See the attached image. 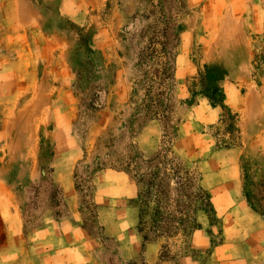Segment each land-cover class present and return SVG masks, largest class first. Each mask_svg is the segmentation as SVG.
I'll return each mask as SVG.
<instances>
[{
  "label": "rangeland",
  "instance_id": "rangeland-1",
  "mask_svg": "<svg viewBox=\"0 0 264 264\" xmlns=\"http://www.w3.org/2000/svg\"><path fill=\"white\" fill-rule=\"evenodd\" d=\"M225 38L221 58L249 57L247 66L214 63ZM162 48L175 49V71L165 84ZM188 59L195 63L189 69ZM244 74L255 83L264 76V0H0V190H12L30 264L50 244L32 246L34 232L50 223L46 228L64 233L55 221L88 235L96 264H148L141 250L130 253V244L154 237L138 228L140 194L155 168L145 226L157 212L177 228L186 206L154 161L167 147L199 174L212 212L195 201L198 228L160 237L156 264H264V249L247 238L264 234V226L244 231L239 222L252 211L264 224V154L249 151L239 113L224 99V86L241 87ZM210 106L218 110L213 123L203 119ZM151 122L160 132L144 153L132 137ZM134 157L144 164L131 166ZM106 168L123 173L100 181L121 190L120 223L126 212L136 218L111 240L102 237L92 198ZM192 232L200 236L198 248L189 245ZM7 247H0V264L16 260L15 248Z\"/></svg>",
  "mask_w": 264,
  "mask_h": 264
},
{
  "label": "crops",
  "instance_id": "crops-1",
  "mask_svg": "<svg viewBox=\"0 0 264 264\" xmlns=\"http://www.w3.org/2000/svg\"><path fill=\"white\" fill-rule=\"evenodd\" d=\"M226 39L227 38L224 40L221 39V42L218 43L219 45L216 49H218L220 56L215 58L216 62L214 63L225 67L247 66L249 57L247 62L245 59L243 63L240 62L242 60L238 58L234 59V61L221 58L224 48L227 49L225 44L227 41ZM183 65L189 69L194 67L195 63L188 59ZM239 80L241 84L239 88L235 85L224 86L225 102L231 110L239 113L241 134L244 138V144L246 140V146L249 151L264 154V110H262V108L260 109L261 102L264 100V76L259 78L256 83L255 80L250 79L247 74L242 75ZM202 107L203 106H201V108ZM207 109L209 110L205 111L207 114L203 116V119L211 123L216 122L218 120V110L211 106ZM159 132L160 128L158 124L151 122L132 137L133 143L139 147L140 151L147 153L152 148L153 141L159 136ZM120 174L123 175V173L116 169L103 170L98 173L96 188L98 183H101L99 187L101 190H94L92 196L93 202L96 203L98 209L97 219L102 227V237L110 240L120 238L123 225L134 226L136 222V218L133 216L129 218L128 212H126L123 214L124 217H122L124 221L120 223L121 190H115V187L110 188L109 185H104L100 182L101 180L119 179L117 177H119ZM104 187L105 189L102 190ZM63 193L65 196L70 197L71 190H63ZM74 203L75 200H73L70 205L72 206ZM15 204L16 202L12 190H0V244H3L0 247H7V243L14 244V246L8 247L9 249L15 248L16 260L11 261V263L8 262V264H30L29 257L31 255L25 247L26 238L23 231V223L20 218L19 209ZM250 212L256 218L247 213L246 219L243 217L239 221L244 225L242 227L244 231H251L252 227L264 226V224L260 222L258 215L252 211ZM54 223L57 227L63 228L62 230L64 233H56L53 227L48 226V228H46V225H50V223H48L32 234V246L45 242L46 239H49L50 243L48 244V249H45L43 244L41 245L40 253H44V255L42 257L40 256L39 260L35 261V264H96L92 259L91 253L88 251L90 239L88 235L77 232L74 224L67 225L62 221H55ZM70 231H76V234L72 235L66 233ZM197 237L200 236H197L196 232L191 233L189 245L193 248H198L196 244ZM247 238L261 249H264L262 245L264 242V234L259 237H254L256 240L249 235H247ZM57 241H61L66 245H63L61 249H58V247L55 249ZM70 247H72V251L68 252ZM158 247V244L155 242L143 244L140 239L134 240L132 244H130V253L133 255L139 249L142 251L146 263L156 264ZM33 248L35 249V247ZM3 254L4 252L2 251L1 256H3ZM11 259H14V256H12ZM158 264L167 263L159 262Z\"/></svg>",
  "mask_w": 264,
  "mask_h": 264
},
{
  "label": "trees",
  "instance_id": "trees-1",
  "mask_svg": "<svg viewBox=\"0 0 264 264\" xmlns=\"http://www.w3.org/2000/svg\"><path fill=\"white\" fill-rule=\"evenodd\" d=\"M164 36V35H163ZM173 50H166L162 48L160 50V54L165 60V66L163 71L161 72L162 78V84H165L166 81L170 80L174 74V62H173ZM162 96V95H161ZM168 115L171 114V110L169 107H165V111ZM150 113V112H149ZM164 124L166 125V131H164V140L165 138H168V133L170 130V119L169 116L164 117ZM129 161L131 162V166H142L144 162L140 160L138 157L129 158ZM154 161L160 162L164 172L163 177L169 176L171 177V182L174 184V196L178 199V203H180V199H184L186 201V206H184L182 209H180L178 212L182 215L183 218L176 220L177 228H174L172 226V221H169L167 217H162L157 212L152 216V219H150L152 226L146 227L145 223L143 222V214L145 215L147 210V204H149V200L152 198V190L154 187V181L157 178V173L160 171V169L155 168L156 172H153L150 176L151 181L146 185L147 190L144 192V194H140V198H142L141 203H143V206L145 207L143 211L140 212L139 215V226L141 228H138V233L143 235L146 233V230L148 229V232L152 234L154 237L149 238L147 236H142L143 238V244H148L152 242H156L159 240L160 237L165 235H173L176 230H193L197 229L198 225L196 224L195 218L193 216L194 211H196L194 204L195 201L198 203L200 202V205L203 206L206 209H209V211L212 212V205L210 204V197L206 193L205 190L202 189L200 186L201 177L199 174H194L190 170L186 168V165L184 162L180 161L176 156H174L171 152V149L167 147L165 150L158 153L157 157L154 159ZM153 161V162H154ZM153 162L149 163L150 165L153 164ZM166 173V174H164ZM166 178V177H165ZM143 177H140L138 179V182L141 183L143 181ZM167 179L165 180V182ZM164 184V182H163ZM165 185V184H164ZM168 187V186H167ZM158 190V189H156ZM169 194V192H166ZM162 194V193H161ZM157 209V207H156Z\"/></svg>",
  "mask_w": 264,
  "mask_h": 264
}]
</instances>
